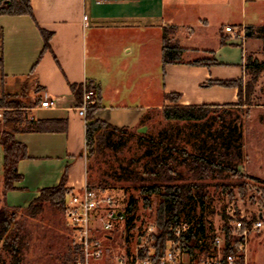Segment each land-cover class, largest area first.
<instances>
[{
    "label": "crops",
    "instance_id": "crops-1",
    "mask_svg": "<svg viewBox=\"0 0 264 264\" xmlns=\"http://www.w3.org/2000/svg\"><path fill=\"white\" fill-rule=\"evenodd\" d=\"M29 3L33 18L0 16L4 93H9L4 87L12 83H29L38 97L22 106L35 105L30 108L35 121L62 120L66 127L63 132L14 134L15 141L25 146L27 158L18 161L22 179L5 196L12 207H18V199L30 198V203L42 188L58 185L65 172L67 189L79 192L87 186L85 120L75 110L78 101L71 85L98 87L96 117L118 128H136L145 114L171 105L167 94H178L180 105L234 104L236 88L207 84L242 78L245 58H257L251 55L256 45L248 49L247 40L260 39L235 38L224 28L251 27L256 34L264 25V0ZM169 26L176 27L175 39L188 51L182 63L163 67L162 29ZM40 29L52 33L49 49L43 53ZM185 32L198 43L186 45ZM201 53H207L213 63L192 65L199 58L190 55ZM44 95L54 100L52 108L38 107Z\"/></svg>",
    "mask_w": 264,
    "mask_h": 264
},
{
    "label": "rangeland",
    "instance_id": "rangeland-1",
    "mask_svg": "<svg viewBox=\"0 0 264 264\" xmlns=\"http://www.w3.org/2000/svg\"><path fill=\"white\" fill-rule=\"evenodd\" d=\"M175 35L172 40L177 42ZM182 39L183 42L187 40V42H184L186 45L198 43L196 39L190 38L187 32L184 33ZM252 45L256 46L253 47L251 55L257 56L258 60L262 61L264 59L262 41L247 40L248 49ZM190 56H196L206 64L213 63V59L207 53ZM161 76L162 73L159 69V77ZM242 80L244 85L250 80V75L245 73ZM2 82L3 75L0 70V97L6 94ZM28 84L22 86L21 83H12L10 87L4 88L9 92L7 94L13 95L14 99L22 105L28 104V102L38 97L36 92L32 94ZM237 102L238 98L235 103ZM242 104L238 109L221 105L217 109L219 112L223 110H229V112L224 115H220L219 112L216 113L203 128L193 124L178 123L177 135L171 143L178 144V146L185 144L187 150L193 153L195 152L193 144H196L194 143L196 142L195 135L202 132V136H205L207 132H213L215 129L226 132L231 126L230 122L236 115L239 116V121H241L240 141L243 145L244 157L237 168L238 173L235 175L223 173L213 175L204 181L197 180L196 184L203 187V203L197 201L192 204L190 221L191 224H194L198 219H202L203 232L199 236L208 245L215 237H219L224 241L223 232L228 230L229 248L231 243L237 239V236L233 234L231 220L243 217L248 225L255 221H261V229L250 232L248 236L246 258L248 264H264V69L254 85L249 101L243 99ZM34 106L19 108V112H22L21 118L26 116L28 119H32L34 116L30 108ZM3 112L4 109L0 108V209H6L9 214L11 213L9 218H12L13 223L8 228V234L10 233L13 236L18 234L21 240L20 264H70L66 260L69 255H72V252L74 253L75 245L73 244L71 228L66 224L62 213L55 211L49 205H45L43 211L34 219H31L23 213V206L26 201H28L27 204L29 203L30 198L18 199V207L9 206L5 200L10 187L5 184L1 142L6 136L12 135V131L7 129L2 122ZM239 121L237 120V125H239ZM22 126L19 125V128ZM165 126L166 122L160 111L150 112L142 125L129 128L131 129L130 133L123 135L120 142L114 137L109 147H106L102 153L93 155L86 163V179L90 188L102 189L114 194L125 207L131 197L136 200L135 220L130 240L129 242L125 241V226L123 232L115 234L110 243L113 253L111 256L119 252L132 254L139 245L140 239L141 244L144 245L141 251H145L146 254L153 253L150 246L156 228L149 235H146V229L151 224L155 225L161 198L159 195H151L148 199H144V196L140 193L139 185L149 184L145 180L150 177L143 170L146 163V158L143 157L145 147L138 142V138L140 136H156L158 131ZM210 140L211 138H207L208 142ZM167 156H169V161L177 170L178 177L174 181L163 183V185L191 182L192 173L189 171L188 165L182 162L180 155L177 152H172L171 155ZM135 174L139 180H143L140 181L141 183L135 181ZM247 176L258 178L262 183L252 181ZM15 182L17 181H11L10 186H13ZM181 222H186L185 218ZM136 238L139 240L138 244L135 242ZM211 250L212 246L209 253L195 251L192 262L188 255L184 253L181 255V260L183 264H194L198 260L206 259L211 255ZM110 260L111 257L105 260L103 264H109ZM0 264H12L10 255L3 248L2 243H0Z\"/></svg>",
    "mask_w": 264,
    "mask_h": 264
},
{
    "label": "trees",
    "instance_id": "trees-1",
    "mask_svg": "<svg viewBox=\"0 0 264 264\" xmlns=\"http://www.w3.org/2000/svg\"><path fill=\"white\" fill-rule=\"evenodd\" d=\"M1 15H26L33 18L29 0H0V16ZM175 32L176 27L174 26L164 27L162 29L161 63L163 67L169 64L182 63L183 55L188 51L172 40ZM40 33L44 42L43 53L49 49L52 33L42 29H40ZM245 37H254L262 41V52L264 57V25L258 28L256 34L252 31L251 27H247L245 29ZM220 45H224V40H220ZM1 63L2 58L0 55V66ZM191 64L207 65L203 60H194ZM263 69L264 59L259 61L257 58L248 56L245 58L244 72L250 75V80L244 85L242 78L232 81L215 80L208 82L207 85L236 88L238 102L225 105L230 108L238 109V107L243 105V99L249 101L254 90V85ZM86 88L92 89L95 92L94 104L89 108L85 117L86 149L84 156L87 163L93 155L102 153L106 147H109L114 137L120 142L123 139V135L129 134L131 129L125 127L118 128L98 119L96 117V112L100 107L99 88L92 83H87ZM82 89V85H71V90L78 101V105L81 102ZM165 98L172 102L171 105H167L160 110L166 122V126L161 128L156 136H140V138H138V142L145 147L143 157L146 158V163L144 164L143 170H145V174L150 177L145 180L148 181L149 184H140L139 190L141 195L144 196V199H148L151 195H159L161 198L155 220L156 233L151 238V251L157 258H161L165 253L167 243L173 239L171 228L179 224L185 218L190 228L185 236L186 239L185 243L182 245V249H184L192 262L194 260L193 256L195 251L199 250V252L209 253L211 249V244L208 245V243L199 236L203 232L202 219H198L194 224H191L190 221L192 204L197 201L203 203L204 197L202 194L203 187L197 185L196 181H204L213 175H221L223 173L233 175L238 173L237 168L242 163L244 157L243 145L240 141L241 121H239V116L236 115L230 122L231 126L226 132H224V130L215 129L213 132H207L205 136H202V132L198 133L194 136L196 141L194 143L196 144H193V146H195V152L192 153L187 150L185 144L178 146V144L174 145L171 143L177 135V124H193L203 128L208 124L209 119L219 112L217 109L221 106L217 104L180 105L178 104L180 99L178 94H167ZM0 108L4 109L2 113V122L4 126L12 131V135L6 136L1 142L5 184L12 190L14 187L10 186L9 183L22 179L21 175L17 173V163L19 160L27 158L25 146L15 141L14 133L63 132L66 126L65 122L62 120L35 121L33 118L28 119L26 116L21 118L22 112H19L18 109L24 108V106L10 94L1 95ZM228 112L229 110H223L219 112V114L224 115ZM147 115L148 113L141 118L139 125L143 124ZM237 120L240 122L239 125H237ZM19 125L23 126L19 128ZM222 133L224 134L222 135ZM207 138H211V140L208 142ZM172 152H177L182 162L188 165L189 171L192 173L191 182L163 185V183L174 181L178 177L177 170L169 161V156H167L171 155ZM247 178L262 183L258 178L251 176H247ZM134 179L137 182L143 181L139 180L136 174ZM65 183L66 172L63 174L58 185L39 190V195L23 208V213H25L27 217L34 219L43 211L45 205H49L55 211L63 214L66 202L73 194L71 190L65 187ZM87 187H89L88 183ZM125 212V241L129 242L136 213V200L133 197L130 198ZM10 214L8 210L0 209V243H2L3 248L10 255L12 264H20L22 243L18 234L14 236L10 233L8 234V228L13 223L12 218H9ZM223 233L225 242L223 251L224 254H228L232 251L231 248L228 247L229 233L228 230H225ZM138 241V238H136V244H138ZM77 253L78 247L74 246V253L72 252V255H69L70 258L68 256L66 261L70 264H75ZM211 253H215V250L212 249ZM140 256L145 257L146 252L140 251Z\"/></svg>",
    "mask_w": 264,
    "mask_h": 264
},
{
    "label": "built area",
    "instance_id": "built-area-1",
    "mask_svg": "<svg viewBox=\"0 0 264 264\" xmlns=\"http://www.w3.org/2000/svg\"><path fill=\"white\" fill-rule=\"evenodd\" d=\"M94 1L101 3L103 0ZM83 19L87 20V17L84 16ZM224 29L235 38L245 37L243 28L225 27ZM94 96V90L87 89L84 84L81 102L75 108L78 116L83 120L89 108L94 104ZM53 106L54 100L47 95H44L38 104L40 109H50ZM125 211L126 207L120 203L119 199L106 190L86 186L79 192H73L66 202L63 215L66 224L71 228L73 244L78 247L75 264H103L110 257L109 264H183L181 255L185 251L182 245L185 243V236L190 228L186 222H181L171 228L173 239L167 243V248L161 258H157L154 253H147L145 257H141L140 251L144 248L141 239L132 254L119 252L111 256L113 253L110 243L115 234L123 232L126 223ZM230 223L233 234L237 236V239L231 243L232 251L224 254L225 242L215 237L211 242L215 253L194 264H248L246 258L248 236L250 232L260 230L262 223L255 221L248 225L243 217L231 220ZM154 231L155 225L151 224L146 229V235Z\"/></svg>",
    "mask_w": 264,
    "mask_h": 264
}]
</instances>
